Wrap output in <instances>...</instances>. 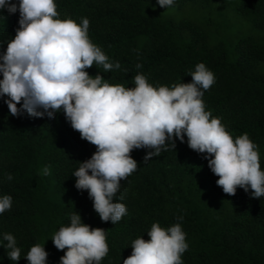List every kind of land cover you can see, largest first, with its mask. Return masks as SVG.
Returning a JSON list of instances; mask_svg holds the SVG:
<instances>
[{"label":"trees","instance_id":"1","mask_svg":"<svg viewBox=\"0 0 264 264\" xmlns=\"http://www.w3.org/2000/svg\"><path fill=\"white\" fill-rule=\"evenodd\" d=\"M0 264H264V0H0Z\"/></svg>","mask_w":264,"mask_h":264},{"label":"rangeland","instance_id":"2","mask_svg":"<svg viewBox=\"0 0 264 264\" xmlns=\"http://www.w3.org/2000/svg\"><path fill=\"white\" fill-rule=\"evenodd\" d=\"M162 14L166 18H173L174 20H179L187 15L186 11H180L174 8H165L162 11Z\"/></svg>","mask_w":264,"mask_h":264}]
</instances>
